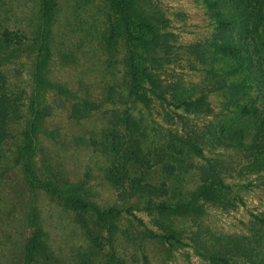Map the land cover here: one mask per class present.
<instances>
[{
    "label": "rangeland",
    "instance_id": "obj_1",
    "mask_svg": "<svg viewBox=\"0 0 264 264\" xmlns=\"http://www.w3.org/2000/svg\"><path fill=\"white\" fill-rule=\"evenodd\" d=\"M43 2L0 0V107L9 108L0 264H264V102L245 84L231 87L240 76L216 49L229 30L210 0L136 2L147 95L136 103L122 84L130 54L109 0H56L48 22ZM257 15L250 41L264 65V0ZM152 33L161 49L149 48ZM63 89L93 101V112L71 119ZM34 120L33 177L20 150ZM119 139L125 149L140 142L145 159L125 193L106 179ZM61 190H76L86 206H65ZM149 199L183 208L161 215L146 209ZM110 208L117 213L102 221ZM39 242L29 257L28 244Z\"/></svg>",
    "mask_w": 264,
    "mask_h": 264
},
{
    "label": "trees",
    "instance_id": "obj_2",
    "mask_svg": "<svg viewBox=\"0 0 264 264\" xmlns=\"http://www.w3.org/2000/svg\"><path fill=\"white\" fill-rule=\"evenodd\" d=\"M136 2H138V0H109V3H111L112 6L113 14H115L120 20L126 35L125 45L128 47L127 50L130 55L127 56V61L125 60L123 62L126 72L123 73L122 84L127 89L126 97H130L129 100L131 99L133 103L138 102L136 97L140 98L142 101H144V96L147 97L146 93H141L139 90L142 87L140 83L141 72L138 69V63L141 57L137 55L136 46H139V43H142L139 40L143 41V39L140 38V32H133L134 30L139 29V25L137 24V16L139 11L136 10ZM43 3L44 6L41 8V10L44 12V14L42 16L46 22H48L51 16L54 15V10L57 3L56 0H45ZM207 5L211 10L213 9V17L217 19V23L220 25V27H223L224 29L228 28L229 30L226 40L216 44V49L219 51L218 53L227 59V62L230 61L233 63L227 66L229 73L235 76H240L239 82L232 83L231 87L235 88L237 85L245 84L247 87L253 89V92L255 93L253 102H264V65L253 55L250 41L253 35L259 36L260 27L259 20L257 19V13L262 9L263 0H210V3ZM212 6L214 8H212ZM50 11H52V15L50 14ZM232 31H234V33H232ZM142 35L146 37L144 32H142ZM146 42L149 48L151 47V44H154L153 48L161 49L162 41L158 39L155 33H152V38L150 40L146 39ZM144 52V54L149 53L148 50ZM142 60L144 61L145 59ZM44 61L45 59L42 60L43 63L41 62L38 64V69L44 65ZM40 71L41 69L39 72ZM1 79L4 81L2 75H0V80ZM148 83L151 86L152 91H156L159 88V82L156 79H153V77L148 81ZM40 84V86H44L46 82L41 79ZM62 91L67 93V95L69 94V97L73 100L70 106L71 119L74 121L84 120L93 112L95 107L93 101L89 99H80L76 97V95L74 96L69 89H63ZM236 107L238 108L237 110L239 113L247 112L246 107H241V105L238 104ZM5 110H9V108L7 107L6 109L2 110V107H0V126L8 122L9 119ZM33 123L34 124L26 129L24 143L20 151H23V157L25 156L24 160H26V162L30 161L26 168H30V172L34 177L35 172L32 169L31 162L32 155L34 154L33 150L35 149L34 137L37 129L35 126V120ZM6 133L7 132L4 130L0 133L1 140L6 136ZM113 138L118 139L115 136H113ZM110 150L112 151V157L114 156L112 163L113 168L111 167L110 169L106 170V179L117 187L121 186L119 187L121 193L128 192L129 185L132 183L133 178L135 177L132 175V172L136 170V166L142 165V163L145 161L141 143L139 142L135 148L131 146L130 148L125 149V146L122 145V142L119 139V141L112 143ZM114 167H118V169H114ZM131 168L133 170H131ZM124 181H127V188L122 186ZM143 191H147L151 196L154 194L151 190H147V188L143 189ZM59 192L60 195H57V197L62 200L65 206L72 208L69 205L70 203L77 204L75 206L79 208L86 206L81 202V199L77 197L76 190H61ZM147 204V210H154L161 215L176 214L177 211H180L183 208V206L179 204L168 205L162 202L156 203L151 199L147 201ZM90 208L98 212L95 206L91 205ZM101 213L103 218L102 221H104L105 219L113 217V214L117 212L110 208L109 210L103 211ZM147 235L151 239L156 238V235L151 231H148ZM163 238L165 240H176L174 235H170L169 238ZM43 245L44 244L40 242L34 246L28 244V256L32 257L33 254L39 252Z\"/></svg>",
    "mask_w": 264,
    "mask_h": 264
}]
</instances>
